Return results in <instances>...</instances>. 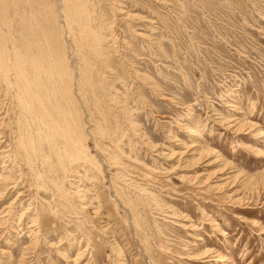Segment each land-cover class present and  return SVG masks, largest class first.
<instances>
[{
	"label": "rangeland",
	"instance_id": "1",
	"mask_svg": "<svg viewBox=\"0 0 264 264\" xmlns=\"http://www.w3.org/2000/svg\"><path fill=\"white\" fill-rule=\"evenodd\" d=\"M0 64V264H264V0H0Z\"/></svg>",
	"mask_w": 264,
	"mask_h": 264
},
{
	"label": "bare ground",
	"instance_id": "2",
	"mask_svg": "<svg viewBox=\"0 0 264 264\" xmlns=\"http://www.w3.org/2000/svg\"><path fill=\"white\" fill-rule=\"evenodd\" d=\"M29 3H31V2H29ZM31 11V10H30ZM82 12V11H81ZM84 20V19H83ZM37 25V24H36ZM30 31V30H29ZM37 33V32H36ZM32 34V33H31ZM31 40V39H30ZM46 44V43H45ZM32 45V44H31ZM29 46V45H28ZM36 47V46H35ZM32 49V48H31ZM29 50V49H28ZM33 52V51H32ZM27 53V52H26ZM35 53V52H34ZM45 53V52H44ZM24 54H25V52H24ZM27 54H30L29 53V51H28V53ZM23 55V54H22ZM30 55H32V54H30ZM45 54H43V56H44ZM2 56H4V55H2ZM27 56V55H26ZM34 56V55H33ZM35 56H37V53H36V55ZM47 56V55H46ZM20 57H21V55H20ZM23 57V56H22ZM2 58V57H1ZM27 58V57H26ZM29 58V57H28ZM43 58V57H42ZM48 58V57H47ZM19 59V58H18ZM44 59H45V57H44ZM29 60H30V58H29ZM35 60H36V58H35ZM41 60V59H40ZM43 60V59H42ZM16 61H18L17 59H16ZM37 61V60H36ZM44 61V60H43ZM42 61V62H43ZM47 61H48V59H47ZM50 61V60H49ZM2 62V61H1ZM39 61H37V63H38ZM20 63H21V61H20ZM26 63V62H25ZM35 63V62H34ZM46 63V62H45ZM23 64V63H22ZM29 64V63H28ZM39 64V63H38ZM37 64V65H38ZM1 65V64H0ZM3 65H4V63H3ZM21 65V64H20ZM24 65V64H23ZM34 65H36V64H34ZM40 65H42V64H39L38 66H40ZM43 65H44V62H43ZM7 66H9V65H7ZM30 66H31V64H30ZM37 66V67H38ZM45 66H47V64L45 65ZM44 66V67H45ZM53 66V65H52ZM16 68H17V66H15ZM36 66H34V68H35ZM41 67V66H40ZM4 68V67H3ZM10 68V67H9ZM54 68V67H53ZM62 68V67H61ZM5 69V68H4ZM11 69H12V67H11ZM33 69V68H32ZM36 69V68H35ZM34 70V69H33ZM58 70V69H57ZM7 71V70H6ZM36 71V70H35ZM5 72V71H4ZM21 72V71H20ZM22 73V72H21ZM27 74V73H26ZM55 74V73H54ZM61 75L62 76H64V73H61ZM20 76V75H19ZM29 76V75H28ZM61 76V77H62ZM21 77V76H20ZM22 80V79H21ZM28 80V79H27ZM62 80H64V77H62ZM23 81V80H22ZM24 83V82H23ZM22 90V89H21ZM24 96V95H23Z\"/></svg>",
	"mask_w": 264,
	"mask_h": 264
}]
</instances>
